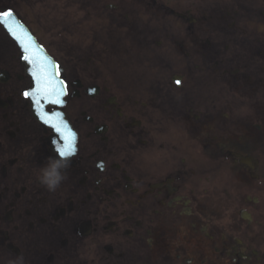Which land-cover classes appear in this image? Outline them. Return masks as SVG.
I'll return each instance as SVG.
<instances>
[{
    "label": "flooded vegetation",
    "instance_id": "flooded-vegetation-1",
    "mask_svg": "<svg viewBox=\"0 0 264 264\" xmlns=\"http://www.w3.org/2000/svg\"><path fill=\"white\" fill-rule=\"evenodd\" d=\"M66 1L0 0L51 56L66 86L63 106L42 112L59 122L45 123L23 95L32 81L0 23V264L18 256L25 264H264L257 233L264 185L253 182L264 181V96L255 98L264 91V60L255 58L263 43L244 48L234 21L259 10L264 30V0H78L100 7L112 23L88 30L94 41L105 33L115 60H92V42L68 39L70 30L80 36L79 21L43 25L48 5L59 13L73 6ZM138 15L146 19L139 30ZM179 31L190 45L176 41L186 46L178 60H154L156 76L142 73L136 88L127 87V76H112L126 36L139 47L144 32L147 43L167 44L171 55ZM240 77L253 81L242 87L234 83ZM62 117L74 148L61 157L69 162L67 178L51 192L38 176L65 143L50 127ZM226 174L240 186L233 196L224 191V184L234 188Z\"/></svg>",
    "mask_w": 264,
    "mask_h": 264
},
{
    "label": "rangeland",
    "instance_id": "rangeland-1",
    "mask_svg": "<svg viewBox=\"0 0 264 264\" xmlns=\"http://www.w3.org/2000/svg\"><path fill=\"white\" fill-rule=\"evenodd\" d=\"M200 0H182V2H193V3H197ZM68 1L64 0V3H67ZM71 3H73L72 7H64L63 11H60L59 13H51V8L55 9L54 5H48V8L46 9V14H47V22L43 23L44 26H46L47 28H49V22L50 21H65L66 19L68 20L69 24H73L72 21H79L78 24V31H81L80 36H73L72 32L70 30L69 32V40L75 39L76 37H79L80 43L82 45H86L90 42H92V48L93 50H91V52L93 54L92 56V60H103L102 58L105 56V54L107 53V49H108V41H107V45L104 46L106 39L102 36V34H105L103 32H97L96 37L97 39H95V41L93 40V38H90V32H89V28L92 27L95 29V31L99 30L100 26L102 28V26L107 25L109 26L112 23L107 22V20L104 19V16L102 14V11L100 10V7H92L93 10H91V7H85L83 8L78 0H71ZM109 2L112 3H117V0H109ZM181 2V3H182ZM125 4H130L125 2ZM122 5V4H121ZM75 9H78V12L73 13ZM56 10H60V9H56ZM106 11V9H105ZM90 13V16L88 17V13ZM196 12L198 13H202L203 9L201 10H196ZM95 14V17H94ZM102 16V17H100ZM198 17L201 18V16L197 15ZM76 17V18H73ZM53 18V20H52ZM260 18V13L259 10H257L256 14L253 15L252 13L246 17V21L244 18L239 17L238 20V16H234V21H237L239 23V28L242 29L240 31V34L238 35L239 37L242 36L243 38V42L242 45H244V48H257V44L259 43H263V49L261 51V54H259L258 56H255V58H257V60H264V30H261L258 28V20ZM102 19V21H101ZM72 20V21H71ZM135 20L137 21V24L139 23V25H141L140 27H138L137 30L142 28V25L144 26L145 24V16L143 15H138ZM56 22H53L52 25H56ZM129 25H136L133 24L131 22H129ZM251 28H250V27ZM83 31V32H82ZM238 34V33H237ZM173 35H175V39L173 40V46H174V50L172 51V49L169 47V49L171 50V55L168 54L167 52V44L165 46H163V43L160 46H154L150 40L147 43L148 40H145V35L144 32H142V35L139 34V37L136 38V43H141V45L139 47H137L136 45H132L130 42V39L127 38L122 41V49L119 52L118 56L119 58H121V62L119 63V65H116L112 71V76L116 75H120L122 76H127V78L125 79V82L129 83L127 84V87L129 88H136L139 87V79L143 74L147 75V78H153V76H156V71H157V67L158 64H156V62L154 60H169L171 59V57L175 58L174 60H178L177 57L180 56V51L183 50L184 46L187 44L190 45V41L188 40L187 35H185L184 31H179V32H174ZM183 42L185 45L180 46L179 42ZM57 46V45H56ZM185 46V47H186ZM59 47V49L61 48V46H57ZM82 50V49H80ZM228 51V50H226ZM149 52V54L147 55V53ZM138 53V55H137ZM154 53V54H153ZM132 55V56H131ZM147 58H146V56ZM133 58V60H131V58ZM111 57L112 59L110 60H115V58H113L112 56H108ZM197 57V55H196ZM195 57V60H196ZM199 58V57H197ZM108 60V59H105ZM128 60L132 61V64H130V62ZM145 60H150V61H145ZM239 60V59H238ZM264 63V61H262ZM257 65H260L262 63H258L256 62ZM99 64L96 63V66L98 67ZM116 75L114 77H116ZM138 77V79H137ZM253 80H248L245 81L243 78H239L238 80L234 81V83L237 85V83H239L242 87H245L242 84H249V82H252ZM262 81V90H264V79H261ZM233 81H230V79H228L227 83H224L225 86L224 88L226 89L227 85L232 83ZM259 86V83H257ZM122 86V87H121ZM119 86L123 91L127 92L124 88L123 85ZM124 87V88H123ZM262 95L264 96V91L258 93L255 98L256 99H262ZM140 97V101L141 102H145L146 98L145 96H141ZM247 102L250 103L251 99H247ZM256 102H258L256 100ZM147 103H152L149 100H146V104ZM262 104L264 103V99L261 102ZM249 105V104H248ZM253 109V110H252ZM249 108L250 112L253 113L255 112L254 108ZM256 114V112H255ZM257 116V114H256ZM159 131V129H158ZM160 133V131H159ZM166 143V141H165ZM164 143V148H168L167 145ZM161 144V143H160ZM162 149V148H161ZM165 151H170L165 150ZM264 169V163H262V166H260V170ZM233 173H235V170H233ZM226 176H228L227 174L224 176V182L225 179H227V183L229 186H232L234 188H230L229 190L227 188H225V184H224V191L230 192L229 196H233L234 194H236L237 191L240 190V188H237L239 185L238 183L233 179L231 180L230 176H228L226 178ZM254 183H256L257 185H264V181L262 180H255L253 181ZM240 187V186H239ZM236 188V189H235ZM226 193H223V202L226 201V199L229 197ZM258 221H260V225L261 227L259 228V230L257 231L258 234L261 235V237H259V239H261L264 242V215L262 217H260L258 219Z\"/></svg>",
    "mask_w": 264,
    "mask_h": 264
},
{
    "label": "snow or ice",
    "instance_id": "snow-or-ice-1",
    "mask_svg": "<svg viewBox=\"0 0 264 264\" xmlns=\"http://www.w3.org/2000/svg\"><path fill=\"white\" fill-rule=\"evenodd\" d=\"M0 23L8 28V31L21 42L25 55L23 59L33 65L32 77L35 82V87L31 91H25L23 95L26 98L31 97L34 103H39L41 100L50 103L62 105L64 103L63 97L66 95L64 81L59 79L58 71L55 65L49 70L47 57L41 58L34 55L31 50L32 41L27 34L18 33L19 25L13 22V12L3 11L0 9ZM23 37H27V43ZM179 84L180 82L177 81ZM92 91H95L94 89ZM56 114H53L55 116ZM49 123V120H45ZM60 140L65 143L58 146L56 151L61 157H68L72 155L74 143L67 133V129L60 123H50Z\"/></svg>",
    "mask_w": 264,
    "mask_h": 264
},
{
    "label": "clouds",
    "instance_id": "clouds-1",
    "mask_svg": "<svg viewBox=\"0 0 264 264\" xmlns=\"http://www.w3.org/2000/svg\"><path fill=\"white\" fill-rule=\"evenodd\" d=\"M69 167V162L57 156L50 158L45 166L40 169L38 180L48 191H56L62 182L67 178L66 170ZM10 264H25L23 256H18L10 261Z\"/></svg>",
    "mask_w": 264,
    "mask_h": 264
},
{
    "label": "water",
    "instance_id": "water-1",
    "mask_svg": "<svg viewBox=\"0 0 264 264\" xmlns=\"http://www.w3.org/2000/svg\"><path fill=\"white\" fill-rule=\"evenodd\" d=\"M34 50L36 51V54L34 53ZM33 53H34V55L37 56V57H41V58L46 57L43 53H41L40 51H38L36 47L33 48ZM48 61H49V60H48ZM27 63L30 64L28 61H27ZM30 65H31V67H32L31 70H32V72H33V70H34L33 65H32V64H30ZM48 67H49V70H51L52 65H51L50 62L48 63Z\"/></svg>",
    "mask_w": 264,
    "mask_h": 264
}]
</instances>
